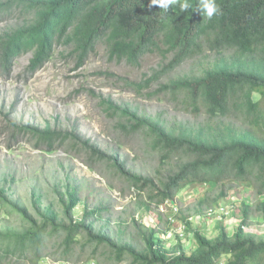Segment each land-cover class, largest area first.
Masks as SVG:
<instances>
[{"label": "trees", "instance_id": "trees-1", "mask_svg": "<svg viewBox=\"0 0 264 264\" xmlns=\"http://www.w3.org/2000/svg\"><path fill=\"white\" fill-rule=\"evenodd\" d=\"M199 2L191 0L189 10L180 12L179 4L164 11L158 5L149 7L150 0H0V15L20 11L32 16L0 35V70L10 73L18 56L32 52L27 69L34 73L52 57L57 43L64 42L73 46L77 67L100 42L112 58L134 66L158 52L163 62L149 78L135 82L138 88L160 80L150 96L169 94L192 115L206 116L197 126H168L135 107L101 99L109 116L121 118L123 130L144 135L159 165L168 167L162 176L132 171L120 156L76 130L58 129L49 122L44 127L13 122L36 138L38 147L46 145L51 151L56 142H69L94 162H106L141 197L147 195L140 203L166 224L164 231L154 224L139 226L137 235L126 239L96 225L106 207H85L76 214L81 202L76 186L61 198V211L35 204L36 216L11 201L0 186V212L10 203L25 221L23 227L0 225V264H40L52 251L56 260H69L78 252L83 255L85 248L98 258L93 264H264V232L250 227V202H242L243 216L232 233L225 216L217 215L212 235L198 225L201 220L183 216L180 207L175 221L187 227L184 235L175 232L168 213L172 208L166 206L167 201L178 204L179 194L193 184L215 187L233 179L255 188V210L264 219V0H215L219 11L211 19L197 9ZM208 51L213 54L208 65L176 73ZM220 194L226 196L224 190ZM216 202L218 198L207 195L200 203L218 206Z\"/></svg>", "mask_w": 264, "mask_h": 264}, {"label": "rangeland", "instance_id": "rangeland-1", "mask_svg": "<svg viewBox=\"0 0 264 264\" xmlns=\"http://www.w3.org/2000/svg\"><path fill=\"white\" fill-rule=\"evenodd\" d=\"M30 17L31 14L20 11L2 13L0 35ZM72 49L71 44L57 43L52 57L34 73L27 69L32 52L18 56L10 73L0 70V186L5 188V194L11 201L27 207L34 216L35 204L61 211V198L67 189L76 186L81 197L76 214L79 215L85 207H106L96 220L98 227L126 239L136 236L139 226L144 229L154 224L164 231L166 222L158 221L155 214L146 211L140 203L148 199L147 195L142 194L141 197L133 185L106 162H94L84 150L78 152L69 142H56L51 151L46 145L38 147L36 138L14 123L44 127L49 122L58 129L76 130L91 143L120 156L132 171L162 176L168 172V167L159 165L158 155L147 145L144 135L141 132L132 135L123 130L118 122L121 118L109 116L100 104L101 99L110 97L116 104L135 107L168 126L181 123L197 126L206 118L205 114L192 115L169 94L150 96L149 92L159 89L160 80H153L148 88H138L135 82L149 78L153 69L163 62L158 52L147 54L139 66H134L126 60L112 58L106 44L100 42L84 65L77 67V54ZM212 60L213 54L208 51L206 55L188 60L176 73L189 72L197 66L208 65ZM221 190L226 196L221 197ZM207 195L212 199L218 198L216 204L228 206L230 214L225 217V222L229 233L234 231L243 216L244 201L252 204L251 229L258 234L264 232V219L261 212L255 210V188L247 182L227 179L215 187L193 184L177 198L183 216L202 217V222L197 224H201L205 234L212 235L217 219L216 216H206L212 204L200 203ZM168 213L171 214V210ZM4 224L19 227L25 224L21 214L10 203L0 212V225ZM186 244L191 242L188 240ZM85 250L83 255L78 252L69 260L62 261L56 260L52 251L40 264L99 262L91 249Z\"/></svg>", "mask_w": 264, "mask_h": 264}, {"label": "clouds", "instance_id": "clouds-1", "mask_svg": "<svg viewBox=\"0 0 264 264\" xmlns=\"http://www.w3.org/2000/svg\"><path fill=\"white\" fill-rule=\"evenodd\" d=\"M179 4L180 12L189 10L191 7V0H150L149 7L158 5L160 9L168 11L170 6ZM204 16L211 19L218 13L219 9L215 3V0H200L197 7Z\"/></svg>", "mask_w": 264, "mask_h": 264}, {"label": "built area", "instance_id": "built-area-1", "mask_svg": "<svg viewBox=\"0 0 264 264\" xmlns=\"http://www.w3.org/2000/svg\"><path fill=\"white\" fill-rule=\"evenodd\" d=\"M166 206H171L172 210H171V217L170 220L171 221H175L176 218L174 216L175 213H177L179 206L177 204H175L174 202H170L167 201L166 202ZM163 208L165 207L164 205L162 206ZM162 208V209H163ZM164 210V209H163ZM233 210V209H232ZM230 214V210L228 208L227 205L225 204H219L218 206H212L211 208L208 209L206 216L207 217H213V216H225L227 217ZM189 220H194V221H199L202 220V217L196 218L194 216H190ZM175 232L181 233L182 235H184L187 224L183 221H175ZM173 231V230H172Z\"/></svg>", "mask_w": 264, "mask_h": 264}]
</instances>
